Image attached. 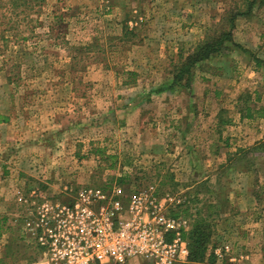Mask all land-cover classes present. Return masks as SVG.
I'll return each instance as SVG.
<instances>
[{
	"label": "rangeland",
	"instance_id": "rangeland-1",
	"mask_svg": "<svg viewBox=\"0 0 264 264\" xmlns=\"http://www.w3.org/2000/svg\"><path fill=\"white\" fill-rule=\"evenodd\" d=\"M24 2L0 0V264L46 257L40 211L117 188L208 224L196 264H264V0Z\"/></svg>",
	"mask_w": 264,
	"mask_h": 264
},
{
	"label": "built area",
	"instance_id": "built-area-1",
	"mask_svg": "<svg viewBox=\"0 0 264 264\" xmlns=\"http://www.w3.org/2000/svg\"><path fill=\"white\" fill-rule=\"evenodd\" d=\"M122 196L120 188L85 189L72 204L40 211L34 226L46 257L34 264H123L135 257L151 264L186 261L188 248L175 219L155 213L139 192L128 196L127 205Z\"/></svg>",
	"mask_w": 264,
	"mask_h": 264
},
{
	"label": "trees",
	"instance_id": "trees-1",
	"mask_svg": "<svg viewBox=\"0 0 264 264\" xmlns=\"http://www.w3.org/2000/svg\"><path fill=\"white\" fill-rule=\"evenodd\" d=\"M25 0H16V3L14 6L21 5ZM255 1V0H254ZM38 3V0H32L31 7L34 8V6ZM40 6H38L39 8ZM230 38V32H224L222 33V36L220 38H214L211 40H206L201 44H198L194 50H192L190 53H188L187 57L184 59V62L182 63V68L177 74L176 79L180 80L182 77V74L185 72L186 66L190 68L194 63L197 61H200L202 59L210 57L212 54L216 53L218 49L223 45L224 39ZM252 109L250 106H246L245 108V116L248 118L253 117L254 112L257 113L258 116H264V106H262L260 109ZM203 219V218H202ZM201 223V222H200ZM199 225L194 226L192 230L187 232L186 234H183L187 241L188 246V252H189V260L190 262H193V264L198 263L201 259H204L205 257V249L207 245L210 244V239L212 232L210 231L208 224H203V230L200 231ZM1 261V260H0ZM125 264V263H123ZM192 264V263H191Z\"/></svg>",
	"mask_w": 264,
	"mask_h": 264
}]
</instances>
